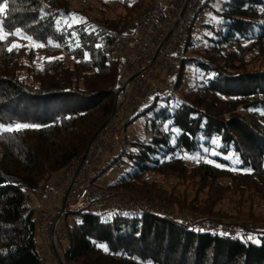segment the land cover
Here are the masks:
<instances>
[{"label": "trees", "instance_id": "16d2710c", "mask_svg": "<svg viewBox=\"0 0 264 264\" xmlns=\"http://www.w3.org/2000/svg\"><path fill=\"white\" fill-rule=\"evenodd\" d=\"M211 1L200 4L189 27L188 57L174 91L139 106L129 120L127 126L155 112L148 139L129 152L128 145L122 148L113 161L127 157L130 168L111 185L150 203L210 216L226 199L246 198L249 218L264 225V212L253 209H264V0L211 7L223 24L204 35L203 50L193 51L194 23ZM111 2L127 11L117 23L93 19L68 27L61 22L71 23L72 0H0L7 4L0 14L6 35L0 39V126L13 129L0 132V264H41L32 195L46 196L114 112L124 76L116 42L146 9L144 0ZM17 32L43 46L13 47L26 44ZM39 52L45 53L40 65ZM60 55L73 57L74 65ZM187 67L197 76L185 88ZM186 155L201 160L188 166ZM148 175L157 177L149 183ZM203 193L205 208L197 204ZM206 224L200 229L151 214L80 212L65 219L60 258L64 264H264V228L228 235L222 227L210 229L228 225L216 219Z\"/></svg>", "mask_w": 264, "mask_h": 264}, {"label": "built area", "instance_id": "2783aa9c", "mask_svg": "<svg viewBox=\"0 0 264 264\" xmlns=\"http://www.w3.org/2000/svg\"><path fill=\"white\" fill-rule=\"evenodd\" d=\"M203 0H149L145 12L136 19L128 33L116 42V53L123 63L124 76L119 83L114 112L105 126L91 142L81 157L73 160L57 180L56 186L46 189L48 202L34 195V207L38 212V250L41 264H55L56 252L60 253L58 239L65 241L66 229H62L67 217L72 220L80 212L98 213L106 210L137 214H151L184 222L189 227L207 229L199 220L188 219L173 210L140 200L125 193H115L96 185L99 167L109 151L127 147L124 123L128 115L134 116V106L149 104L156 96H168L174 91L175 80L186 60L189 43V27ZM164 83L165 87L159 84ZM63 197V198H62ZM58 207L57 215L54 209ZM188 220V221H187ZM234 235L226 226L211 227ZM241 230L261 229L245 224ZM55 253V255H54Z\"/></svg>", "mask_w": 264, "mask_h": 264}, {"label": "rangeland", "instance_id": "374dc122", "mask_svg": "<svg viewBox=\"0 0 264 264\" xmlns=\"http://www.w3.org/2000/svg\"><path fill=\"white\" fill-rule=\"evenodd\" d=\"M207 1L208 0H203L202 3L205 4ZM148 3H149V0H144L145 9H147ZM222 3H223V0H212L211 2L208 3L207 6H204L203 8L199 10L196 21L194 23V28H193L194 31L192 33L196 40V44L192 48L193 51L194 49L198 51L204 49V45H205L204 42L206 40L204 35H206L207 37L212 35L211 27H214L216 30L221 28L223 24L222 18L219 15L215 14L213 10L211 9V7L219 10L222 7ZM72 9H73V12L75 13L71 17V19L72 21L75 20V23H84V22L89 23V21L93 19L110 20V21H114L115 23H117L123 17H125L127 13V11L121 5L112 4L111 0H72ZM141 14L142 12L134 16L135 21L139 16H141ZM5 37L6 35L4 36V38ZM19 37L24 39L26 44H23L21 42L15 43V45H18L17 46L18 48L22 46L26 47L27 50L32 49V48L34 49L37 48L36 46H34L36 44H34L29 38L27 37L24 38L25 36L23 35ZM192 49L190 50L189 56L192 55L191 53ZM44 55H45L44 52L37 53L36 58H35V61L37 64L40 65L43 62V60L45 59ZM60 57L65 59V62L67 65L73 66L75 63L73 57L71 56L60 55ZM194 75H196L195 70L191 67H187L185 88L190 87L194 83V78H195ZM171 78H173V80H176L177 76L175 75V76H172ZM159 85L161 87H165L164 83H161ZM181 89L183 90L184 86ZM163 104H164L163 100H159L158 106H161ZM142 107L147 108L149 106L143 105ZM142 107H139V105H137V106H134L133 108L136 110V112H139ZM154 113L155 112H151L150 114H147L146 116L139 118L138 120L134 121L132 124H129L128 126L127 124L129 123V120L133 118L134 116L128 115L126 120L121 121L125 125L124 126V136H127V141H128L127 142L128 147L125 149L126 151L129 152L133 150L134 147L140 146L142 143L146 141V139H148V134L152 131L151 124L154 118ZM168 127H169V124L167 123L164 125L163 129L164 130L168 129ZM133 143H136V144H133ZM120 152H121V149L117 148L115 150L109 151L107 155L103 158V160L101 161L100 167H99V171L102 172L108 166H110V168L108 171L102 172L101 176L96 181V185L102 188L111 186L110 187L111 191L115 193H125L128 195L134 196L140 200L149 202L144 198L133 195V193H130L129 191L122 190V189H115L112 187L111 184L114 183L115 180L120 177V174L130 168V165H126V163L124 162V160L127 161V157H124L123 160H118L117 162H113L119 156ZM200 160H201V157L199 155H186V162L188 166H194ZM156 177L157 176L155 175L154 176L148 175L145 180L149 181L150 183ZM179 188L181 191H183L185 189V186L179 185ZM188 193L190 197L194 196V190L189 189ZM206 198H207V194L203 193L199 197V201L197 202V204L202 202V208H205L206 206H204L203 203H204V199ZM238 199H239L238 196L233 197L234 203L226 199L225 202H223L222 204H218L215 208H213L212 210H209L210 212L221 211L217 213L218 216L217 215H214V216L202 215L196 211L191 212L189 209H182L179 207L170 208L164 205L162 206L166 207L167 209L173 210L175 214H181L188 219H192L191 221L187 220L188 223H191V222L193 223L194 222L193 220H199L201 223H212L213 224V220L216 219L218 220V222L228 225L226 227L227 229H231L230 231L240 230L242 229L241 226L245 224H254L260 228H264V225L262 223H258L259 221L257 220L255 221L249 218V214H250L249 213V209H250L249 201L245 198L243 202L239 203ZM253 209L256 210V211L254 210L255 212L252 211L254 212L255 215H263V214H259V213L264 212L263 207L258 206L256 208V205H255ZM57 210L58 208L56 207L54 209V215H57L58 213ZM220 215H224V216H220ZM62 229H65L64 224L61 227V230ZM61 241L63 240L59 238L58 247L60 249V253L56 252V255L54 253L55 261H56L55 264H58L57 256L60 257V255L63 254V249L60 244Z\"/></svg>", "mask_w": 264, "mask_h": 264}, {"label": "snow or ice", "instance_id": "6c2138e0", "mask_svg": "<svg viewBox=\"0 0 264 264\" xmlns=\"http://www.w3.org/2000/svg\"><path fill=\"white\" fill-rule=\"evenodd\" d=\"M6 8H7V4L4 3L3 6H0V14H3L5 13L6 11ZM61 23H65L68 25V27H71L72 26V23H75V20H73L71 23L67 22V21H63ZM13 35H19V36H22V34H20L19 32L17 33H12ZM5 36V34L3 33V21L2 19H0V39H3ZM26 38V37H24ZM18 45H13V47H17ZM36 47H42L43 45H34ZM12 49L9 48V51H11ZM23 127H27L26 125H17L16 128L17 129H20V128H23ZM13 129L12 128H4L3 126H0V132H4V131H12ZM206 154H210V155H216V153L214 151H210L209 149H205L204 150ZM207 162V161H206ZM219 166V165H217Z\"/></svg>", "mask_w": 264, "mask_h": 264}, {"label": "crops", "instance_id": "0c3cea01", "mask_svg": "<svg viewBox=\"0 0 264 264\" xmlns=\"http://www.w3.org/2000/svg\"><path fill=\"white\" fill-rule=\"evenodd\" d=\"M56 184H57V183L55 182V183H54V186H56ZM62 198H63V197H62ZM40 199H41V201H43L44 203H47L48 200H49L47 196H43V197H41ZM57 208H58V207H57ZM58 209H59V208H58ZM57 211H58V210H57Z\"/></svg>", "mask_w": 264, "mask_h": 264}, {"label": "water", "instance_id": "95a60500", "mask_svg": "<svg viewBox=\"0 0 264 264\" xmlns=\"http://www.w3.org/2000/svg\"><path fill=\"white\" fill-rule=\"evenodd\" d=\"M97 134H98V133H97ZM97 134H96V135H97ZM96 135H95V136H96ZM94 138H95V137H94ZM94 138H93V139H94ZM92 141H93V140H92ZM57 259H58L59 264H64L63 261L61 260V258H60L59 256H57Z\"/></svg>", "mask_w": 264, "mask_h": 264}]
</instances>
